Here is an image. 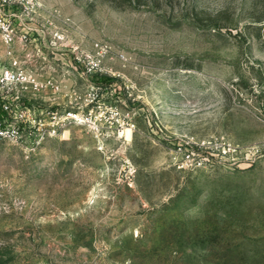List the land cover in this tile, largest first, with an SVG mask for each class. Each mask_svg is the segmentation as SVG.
Listing matches in <instances>:
<instances>
[{
    "label": "rangeland",
    "instance_id": "obj_1",
    "mask_svg": "<svg viewBox=\"0 0 264 264\" xmlns=\"http://www.w3.org/2000/svg\"><path fill=\"white\" fill-rule=\"evenodd\" d=\"M8 22L27 39L0 31V65L58 84L23 103L85 119L33 151L0 138V264H264V0H38Z\"/></svg>",
    "mask_w": 264,
    "mask_h": 264
},
{
    "label": "built area",
    "instance_id": "obj_2",
    "mask_svg": "<svg viewBox=\"0 0 264 264\" xmlns=\"http://www.w3.org/2000/svg\"><path fill=\"white\" fill-rule=\"evenodd\" d=\"M36 4L38 0H0V7L11 5L29 10ZM0 31L9 46H13L17 40L27 39V35L17 34L16 28L10 22L2 23ZM57 38L60 39L61 36ZM87 70L90 73L93 67ZM49 86L58 87V84L50 78L40 81L24 69L0 65V138L9 139L33 151L46 139L63 136L68 124L84 122V114L75 109L39 110L23 103L30 90L39 92ZM186 155L190 157L191 154Z\"/></svg>",
    "mask_w": 264,
    "mask_h": 264
},
{
    "label": "bare ground",
    "instance_id": "obj_3",
    "mask_svg": "<svg viewBox=\"0 0 264 264\" xmlns=\"http://www.w3.org/2000/svg\"><path fill=\"white\" fill-rule=\"evenodd\" d=\"M125 132L127 134V138L130 139L132 137V129L128 127V128H126V131Z\"/></svg>",
    "mask_w": 264,
    "mask_h": 264
},
{
    "label": "crops",
    "instance_id": "obj_4",
    "mask_svg": "<svg viewBox=\"0 0 264 264\" xmlns=\"http://www.w3.org/2000/svg\"><path fill=\"white\" fill-rule=\"evenodd\" d=\"M21 44V43H20ZM19 43H16L14 46H13V50H17L21 47Z\"/></svg>",
    "mask_w": 264,
    "mask_h": 264
},
{
    "label": "trees",
    "instance_id": "obj_5",
    "mask_svg": "<svg viewBox=\"0 0 264 264\" xmlns=\"http://www.w3.org/2000/svg\"><path fill=\"white\" fill-rule=\"evenodd\" d=\"M101 79H108L109 77L106 74H100Z\"/></svg>",
    "mask_w": 264,
    "mask_h": 264
}]
</instances>
